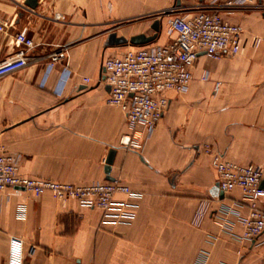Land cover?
Here are the masks:
<instances>
[{
	"label": "crops",
	"instance_id": "obj_1",
	"mask_svg": "<svg viewBox=\"0 0 264 264\" xmlns=\"http://www.w3.org/2000/svg\"><path fill=\"white\" fill-rule=\"evenodd\" d=\"M25 1L0 0V12L14 20L0 33V62L15 52L12 39L22 29L37 45L28 67L0 80V145L21 157L22 176L77 185L108 181L114 150L109 177L138 197L116 196L136 206L129 225H104L97 209L9 188L0 193V264L13 237L24 242L23 264L260 263L264 234L244 239L249 204L240 189L221 191L205 149L264 171V0L222 13L243 28L242 51L217 60L200 55L188 91L165 94L168 110L149 136L138 130L135 149L121 145L125 114L107 104L110 91L99 82L103 62L129 49L107 47L109 35H153L166 9L212 0H39L35 10ZM167 22L157 45L176 37ZM58 48L68 58L51 66ZM205 202L210 210L199 218ZM259 206L264 212V201Z\"/></svg>",
	"mask_w": 264,
	"mask_h": 264
},
{
	"label": "built area",
	"instance_id": "obj_2",
	"mask_svg": "<svg viewBox=\"0 0 264 264\" xmlns=\"http://www.w3.org/2000/svg\"><path fill=\"white\" fill-rule=\"evenodd\" d=\"M246 4L247 0H212L188 10H181L179 6L170 7L158 16L159 19L162 16L168 18V28L176 35L174 40L165 45L153 43L145 47H129L123 54L103 62L99 82L110 87L107 104L124 112L129 130V134L120 140L122 146L135 149V137L140 128L148 136L155 130L170 105L165 94L188 91L200 55L217 60L235 57L242 51L243 28L230 23L222 13ZM26 9L29 10L28 7ZM53 18L61 21L58 14ZM13 27L14 20L0 12V33H6ZM12 45L15 52L0 62V80L28 67L32 60L31 52L37 47L27 29L13 36ZM48 57L50 65L55 66L68 58V52L66 48H58ZM201 79L208 81L210 73L205 72ZM220 86L221 83H216L215 90ZM205 152L212 155L211 164L218 173L221 191L228 193L240 189L249 204V214L242 219L244 239L259 240L264 234V212L259 206L264 201V188L261 187L264 171L254 165L227 161L223 155L213 154L209 148ZM21 160L19 155L8 153L0 145V193L9 188L21 189L35 196L51 193L62 207L77 202L83 207L101 211L104 225H129L135 218L134 204L116 200L118 194L128 198L138 197L121 181L77 185L26 177L20 174ZM210 207L211 203L205 202L198 211V217H204ZM23 262L24 242L13 237L9 242L7 264ZM258 264H264V259Z\"/></svg>",
	"mask_w": 264,
	"mask_h": 264
},
{
	"label": "water",
	"instance_id": "obj_3",
	"mask_svg": "<svg viewBox=\"0 0 264 264\" xmlns=\"http://www.w3.org/2000/svg\"><path fill=\"white\" fill-rule=\"evenodd\" d=\"M203 1V0H200ZM39 0H26L25 6H27L31 10H35L38 7ZM165 16H162L161 19H156L152 25V30L154 31L153 35H146V34H139L131 37L130 39L125 38L123 36H118L116 32H113L109 35L108 41L106 46L107 47H132V48H138V47H145L147 45L153 44L157 41L159 35L162 32L163 29V22H164ZM107 89L110 91V87L107 86ZM116 152L114 150L110 151L108 158L106 160V168L105 172L107 174V180L108 181H114L111 177H109V174L111 172V166L114 161ZM261 187L264 188V181L261 183Z\"/></svg>",
	"mask_w": 264,
	"mask_h": 264
},
{
	"label": "rangeland",
	"instance_id": "obj_4",
	"mask_svg": "<svg viewBox=\"0 0 264 264\" xmlns=\"http://www.w3.org/2000/svg\"><path fill=\"white\" fill-rule=\"evenodd\" d=\"M155 18H156V19H159V16H156ZM156 19H155V20H156ZM148 33H153V31H148ZM144 34H146V33H144ZM146 35H147V34H146Z\"/></svg>",
	"mask_w": 264,
	"mask_h": 264
}]
</instances>
